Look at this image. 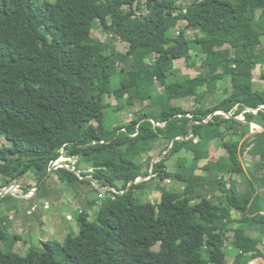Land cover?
<instances>
[{
  "label": "trees",
  "instance_id": "obj_1",
  "mask_svg": "<svg viewBox=\"0 0 264 264\" xmlns=\"http://www.w3.org/2000/svg\"><path fill=\"white\" fill-rule=\"evenodd\" d=\"M195 26L210 36L188 38ZM96 28L126 43V51L92 37ZM262 42L264 0H192L185 8L179 0H0L5 183L27 173L40 182L63 157L68 168L49 176L68 185L94 180L123 192L101 193L92 183L105 196L91 201L95 219L79 213L77 235L62 244L44 241L25 255L13 251L17 238L0 223V264H227L230 235L238 264L239 258L247 259L241 264L264 258L263 195L242 196L234 179L247 175L255 190H264V130L251 127H264V87L253 84ZM192 51L201 55L205 72L169 81L175 62ZM259 77L264 83L263 72ZM218 82L227 84L220 100L194 102ZM191 98L190 110L173 104ZM106 109L128 110L131 119L108 129ZM216 110L231 117L208 120ZM240 115L243 121L233 118ZM211 147L222 151L215 159ZM166 151L151 178L125 191L135 178L146 179L153 156ZM245 151L258 157L253 171L244 167ZM182 152L190 155L170 172L168 162ZM155 178L182 189L155 185L158 202L142 201L137 194Z\"/></svg>",
  "mask_w": 264,
  "mask_h": 264
},
{
  "label": "rangeland",
  "instance_id": "obj_2",
  "mask_svg": "<svg viewBox=\"0 0 264 264\" xmlns=\"http://www.w3.org/2000/svg\"><path fill=\"white\" fill-rule=\"evenodd\" d=\"M191 2L192 0H179V5L181 8H185ZM184 25L185 22L181 21L172 32L177 34ZM186 34L188 38H193L195 34L202 35L203 37L210 36L200 30L198 26L192 27ZM91 36L101 41L110 42L111 45L120 52H125L127 49L126 43L117 38L110 37L106 31L100 28L92 30ZM256 52L258 53V58L256 67L253 70V84L255 88H263L264 83L261 81L259 75L260 72L264 73V42H262ZM195 53L196 51H192L191 57L182 58L175 62L174 69L168 73L169 81H179L187 77H195L197 74L205 72L201 64V55H195ZM226 85L227 84L224 82L216 83L211 91L206 92L205 95L200 94L197 96V99L195 97L194 102L196 100L205 106L215 104L216 100H220L223 97L224 87ZM105 101L112 106L117 103L113 98L106 97ZM173 104L181 105L186 110H190L193 107V99H180L174 101ZM238 118L243 119L241 115L238 116ZM130 119L131 115L128 110L118 114L112 112L111 109L104 110L103 123L108 129L122 123H127ZM4 143L5 140L0 139V145ZM164 146V143L157 145V150ZM220 153H222L221 150H215L211 147L212 158H217ZM185 155L189 156L190 154L182 152L178 155L179 157H175L176 159H171L168 162V170L171 172L176 171L177 160H181ZM251 159L252 157L245 151L243 153V164L244 161ZM65 160V158L60 157L57 162L64 163ZM144 165H146V163H144ZM251 167H253V165H251ZM66 168H68V165H66ZM198 168L203 169V163H200ZM200 173L202 175L204 174L202 170ZM87 178H90V176ZM236 178L238 177H235V179ZM170 181L171 180L168 181L155 178L148 183L143 192L137 195L142 201L158 202L160 193L154 192L155 190L153 191L155 185H165L170 190H181L179 184L175 187ZM15 184L17 187L10 191L12 194L0 196V223L6 235L10 237L16 236L18 241L14 244L13 251L21 255H25L31 247L41 248V243L44 241L54 240L62 244L67 235H77L79 232L77 221L79 213L85 212L88 220L93 221L95 219L97 205L92 206L91 201L98 200L102 195L98 191H94L92 183L85 181L83 183L74 182L68 185L60 181L55 173L50 176L46 174L40 182H38V178L33 173H27L17 178L11 185ZM11 185H7L0 175V189ZM6 190H9V188ZM212 192L211 195L214 194V191ZM216 194L217 192H215L217 202H220L222 197L219 194L216 196ZM211 199L215 200L213 196H211ZM256 229L257 228H253L251 233H256ZM231 236L232 235H230L225 246L226 261L227 264H238L237 261H234L237 252L233 250L236 245ZM7 241L6 236L2 244L3 248L7 246ZM239 261H241L239 263L241 264L246 262L247 259L239 258ZM249 262L247 264H249Z\"/></svg>",
  "mask_w": 264,
  "mask_h": 264
},
{
  "label": "water",
  "instance_id": "obj_3",
  "mask_svg": "<svg viewBox=\"0 0 264 264\" xmlns=\"http://www.w3.org/2000/svg\"><path fill=\"white\" fill-rule=\"evenodd\" d=\"M218 114H221V115H223V116H225V117H231V114L230 113H228V112H225V111H222V110H216V111H214V112H212L211 114H210V116L208 117V120H210L214 115H218ZM235 120H238V121H243V119H240V118H238V117H233ZM202 123H205V122H202ZM191 127V126H190ZM251 127H255L256 129H260V130H264V127L263 126H261V125H259V124H256V123H251ZM192 135H190V137H191ZM181 138V136H177V137H175V138H173L172 139V141H171V144H170V146H169V148H168V150L167 151H169L171 148H172V146H173V144H174V142L176 141V140H178V139H180ZM167 151L166 152H164L161 156H159V155H155V156H153V158H152V160H151V166H150V172H149V175H148V177L146 178V179H141V177H138V178H135L133 181H131L130 183H129V185L127 186V188L125 189V191H127L129 188H130V186L132 185V184H135V183H137L138 181H144V180H147V179H149V178H151L153 175H152V171H153V168H154V164L156 163V162H158L166 153H167ZM66 168V164L65 163H58L57 161L51 166V168L48 170V174L50 173V172H52L53 170H55V169H57V168ZM72 171H74L75 173H77V174H79V172L78 171H76L74 168H70ZM86 178V177H85ZM93 183V185L99 190V192H101V193H106L107 191H109V190H112L113 192H116V193H123V192H117V191H115L114 189H111L110 187H106V188H101V187H99L98 185H97V183L95 182V181H93L92 182ZM17 187V185L15 184V185H11V186H8V187H3L2 189H0V196H5V195H7V194H12V192H10L12 189H15ZM9 188V190H6V189H8ZM5 189V190H4ZM253 261H257V262H261V264H264V258H262V257H260V258H256V259H253V260H251L250 262H249V264L251 263V262H253Z\"/></svg>",
  "mask_w": 264,
  "mask_h": 264
},
{
  "label": "crops",
  "instance_id": "obj_4",
  "mask_svg": "<svg viewBox=\"0 0 264 264\" xmlns=\"http://www.w3.org/2000/svg\"><path fill=\"white\" fill-rule=\"evenodd\" d=\"M257 164H258V157L252 158L251 160L244 161V167L247 168L249 171H253ZM251 165H253V167H251ZM249 179H250V177H248L247 175L245 177H239V178L235 179L236 180V187H237L239 193L242 196H247V197H249V196L255 197L257 194H260V195L262 194L263 196L261 198L260 203H261V205H263V202H264V190H263L262 193L259 190H255L254 186L251 184ZM170 183H173L174 184L173 186H175V187H177L178 184H179V188L182 189V185L180 183L173 182V181H170ZM154 188H153V191H154ZM154 192H157V191H154ZM261 214H264V212L262 211ZM233 250H236V252L238 253V250H237L236 247Z\"/></svg>",
  "mask_w": 264,
  "mask_h": 264
},
{
  "label": "bare ground",
  "instance_id": "obj_5",
  "mask_svg": "<svg viewBox=\"0 0 264 264\" xmlns=\"http://www.w3.org/2000/svg\"><path fill=\"white\" fill-rule=\"evenodd\" d=\"M256 263H258L257 261H253V262H251L250 264H256Z\"/></svg>",
  "mask_w": 264,
  "mask_h": 264
},
{
  "label": "built area",
  "instance_id": "obj_6",
  "mask_svg": "<svg viewBox=\"0 0 264 264\" xmlns=\"http://www.w3.org/2000/svg\"><path fill=\"white\" fill-rule=\"evenodd\" d=\"M102 198H105V197L103 196V194H102Z\"/></svg>",
  "mask_w": 264,
  "mask_h": 264
}]
</instances>
